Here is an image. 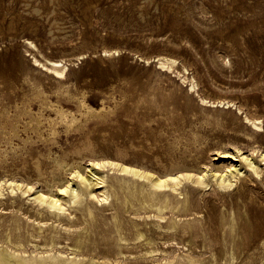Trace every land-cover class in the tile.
Instances as JSON below:
<instances>
[{
    "label": "rangeland",
    "instance_id": "374dc122",
    "mask_svg": "<svg viewBox=\"0 0 264 264\" xmlns=\"http://www.w3.org/2000/svg\"><path fill=\"white\" fill-rule=\"evenodd\" d=\"M104 49L119 52L103 56ZM157 56L175 58L178 73L161 69L151 59ZM43 57L67 61L64 87L70 98L56 93V79L31 67L34 58ZM184 71L195 79L199 96L229 100L264 124V0H0V179L14 173L16 181L42 188L51 172L45 146L53 158L67 153L70 162L109 158L161 168L175 162L220 163L213 161L221 152L214 144L238 128L242 115L201 105L189 79L184 82ZM82 94L90 106L105 110L85 116L78 105ZM58 100L79 121L66 131L57 120V135L46 139L48 126L36 128L34 113L42 110L55 118L48 106ZM28 152L44 160L43 177L30 161L23 163L30 160ZM247 186L252 195L247 209L257 227L264 223V183ZM213 192L201 200L206 220L212 201L235 202L238 194L221 198ZM97 225L102 233L111 226L102 218ZM196 243L200 246V239ZM254 253L255 263L264 264L263 249Z\"/></svg>",
    "mask_w": 264,
    "mask_h": 264
},
{
    "label": "bare ground",
    "instance_id": "6f19581e",
    "mask_svg": "<svg viewBox=\"0 0 264 264\" xmlns=\"http://www.w3.org/2000/svg\"><path fill=\"white\" fill-rule=\"evenodd\" d=\"M26 43L31 49L35 48L31 41ZM102 52L103 56L110 57L118 55L119 50L104 49ZM151 59L161 69L177 71V60L173 57ZM40 60L34 58L31 67H40L56 79V93L70 98L64 87L67 61L45 57ZM182 77L184 82L189 79L188 87L196 92L205 108L234 109L242 115L238 128L230 129L223 137L225 140L221 138L214 144L221 152L219 150V157L213 161L220 163L208 167L175 162L168 168H161L150 162L136 165L109 158L87 163L80 159L70 162L67 153L53 158L50 146H45L49 151L51 172L42 188L37 189L23 178L21 182L16 181L14 173H10V179L9 176L0 179V264H128L129 261L130 264H258L254 249L261 247L264 252V223L254 227L247 209L252 196L247 183L257 180L264 183L263 120L243 114L229 100H206L199 96L193 77H186L185 71ZM40 103V107L45 104L42 99ZM78 105L85 110V116L105 110L103 105L90 106L84 94L78 99ZM48 108L55 118L45 117L42 110L34 113L37 115L36 128L48 126L46 139H54L57 135V120L66 131L79 121L61 100L55 104L50 102ZM227 142L230 148L225 147ZM37 155L30 152V160L24 159L23 163L30 161L33 171L40 177L44 175L41 171L44 160ZM210 190L221 198L230 196L235 190L238 194L234 196L235 202L212 201V212L206 220L201 214L205 206L201 200ZM239 206L244 208L242 212ZM99 212L107 213L100 215ZM100 218L104 224H111L107 233L97 232ZM98 234L101 238L93 239ZM197 239H200V246ZM130 244L139 245L130 247ZM241 253L244 255L238 263Z\"/></svg>",
    "mask_w": 264,
    "mask_h": 264
}]
</instances>
